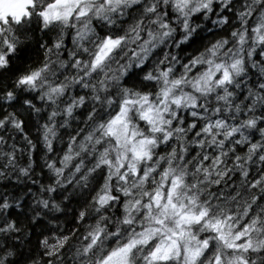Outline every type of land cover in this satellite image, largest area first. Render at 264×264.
Instances as JSON below:
<instances>
[{"label": "clouds", "instance_id": "1", "mask_svg": "<svg viewBox=\"0 0 264 264\" xmlns=\"http://www.w3.org/2000/svg\"><path fill=\"white\" fill-rule=\"evenodd\" d=\"M138 2L139 0H121L115 12H112L108 5H104L105 11L97 16L99 0H81L79 6L90 9L91 15L79 20L61 21L55 31L48 32L47 36L45 31L48 26L43 25L38 16L33 19L25 18V22L20 26V32L24 35L16 42L23 45V48L15 54L11 64L0 66V73H3V80L0 81V106L9 109L5 117L9 126L0 130L24 134L22 151L28 159L26 164H20L16 159V146L5 150V139L0 138L3 141L0 142V185L14 189L7 195L0 190V197L4 200V204L0 205V223L7 221L4 227L0 228V264H103L104 253L111 250L108 241L113 233L109 229L114 228L116 232H120L125 227V213L129 211L130 205H122L117 197L114 201L110 199L105 207H101L97 204V193L111 194L115 189L118 193L126 194L133 184L122 179L120 164L128 163L132 167L143 164L147 168L150 161L147 158L136 161L124 148L110 151L105 157L93 150L79 151L77 154L81 143L74 142H86L89 134L95 135L99 130L101 118L108 120L109 114L117 110L118 102L137 100L144 95L149 96L151 105L158 110L160 104L157 98L164 100V109L172 108L167 114L175 120L176 113L188 111L195 97V92L189 88L194 78L188 76L191 69L185 64L187 56L184 54L187 49L197 51L202 34L212 32L214 28L223 29L228 33L227 38L221 34L219 39H208L204 46L216 40H231V32L244 28L245 16L252 19L255 13L257 19L264 17V8H259V0H244L242 4L235 6V19L226 27L229 17H221L220 13L231 0H224L216 18H213L212 4L218 0H206L208 11L205 12L202 22L189 21L190 30L185 31L182 17H175V22H171L165 29L161 28L160 24L167 22L166 17L157 12L149 18L142 10L135 8ZM156 2L159 3V0ZM149 3H152V0H149ZM33 4L35 6L30 10L34 14L46 7L45 0H33ZM232 11L233 9H229V12ZM209 22L212 27H207ZM85 28L95 37L93 43L101 41L104 34L113 38L118 35L124 37L121 47L114 50L105 61L103 75H98V78L81 74L85 62L93 58L91 52L84 51L77 39L80 31ZM15 29V25H9L3 35L11 39ZM146 30H150L155 36L154 40L148 37L147 43L140 37L141 33L147 36ZM69 38L70 47L66 43ZM49 40L53 43L60 42L67 52L66 59L63 55L56 58L55 66L49 58ZM88 47L91 49L92 45ZM234 47L237 49L236 59L246 61V64L241 63L238 66L239 72L233 73V83L229 86L228 95L233 98L232 102L244 111V117L241 118L239 112L232 108L231 111L225 112L227 123L236 124L237 120L244 122L255 119L259 125L261 120H264V115H261L264 106H257L249 113L244 104L253 85L258 86L261 79L257 77L253 81L248 69L258 70L260 60H264V51L260 50L259 43L251 48L245 46L243 52L238 45ZM257 52H260V60L256 59ZM22 53L26 55V59L22 58ZM187 61L192 63L189 59ZM44 62L48 63L49 71L41 76L35 87L20 83L21 79ZM176 80H180V84H177ZM249 81L253 82L250 84ZM61 86L63 95L59 91L52 93L53 88ZM165 91H168L166 99ZM216 93L217 89L213 85V95ZM241 94H245L243 101L240 100ZM220 95L224 93L221 92ZM175 98L182 99L180 108L172 106ZM147 106L144 105L145 108ZM126 107V121L130 127L138 128V113L144 109L134 103L127 104ZM236 126L248 137L255 132L264 139V136L260 135L264 129L242 127L240 124ZM26 127L33 130L32 136L25 134ZM186 136L187 134L181 138L183 147L194 143V140L188 141ZM110 142L111 138H106V143ZM62 143L73 147L75 159L64 160L67 149L57 150V145ZM92 143L95 147L94 141ZM161 143L158 140L156 144L150 145L153 155L158 152ZM84 147H87L86 143ZM172 148L175 149L176 145L173 144ZM114 154L117 159H113L111 165H102L99 162L100 159H111ZM170 155L169 152L160 153L164 158ZM57 158L58 161H63L58 174L54 168L49 167ZM183 158L181 154L179 162L174 158L169 162L175 163L179 168ZM159 162L161 161L158 160ZM191 163L192 161H189V164ZM184 170L188 171V165H184ZM45 171L47 177L42 176ZM148 171L151 172V169ZM128 174L132 175L131 168L128 169ZM206 179L210 180L211 177ZM137 184L142 194L145 188L143 180ZM212 187L213 185L208 183L207 188L202 189L201 195H206ZM230 190L231 186L225 181L223 194L226 195ZM12 209L14 211L10 212ZM69 224L73 227L66 231ZM100 231L103 232V238L94 253V250L89 248V233ZM239 255L243 256L248 264H264V255L260 252H241Z\"/></svg>", "mask_w": 264, "mask_h": 264}, {"label": "snow or ice", "instance_id": "2", "mask_svg": "<svg viewBox=\"0 0 264 264\" xmlns=\"http://www.w3.org/2000/svg\"><path fill=\"white\" fill-rule=\"evenodd\" d=\"M80 2L81 0H45L46 7L34 14L30 10L35 6L33 0H0V66L11 64L15 54L21 52L23 45L16 41L24 35L20 32V26L25 18L33 19L38 16L42 24L48 26L45 31L47 36L48 32L55 31L61 21L79 20L91 15L90 9L79 6ZM223 2L224 0H218L212 4V14H216L217 9L220 10ZM243 2L244 0H231L224 7L220 16L229 17L226 26L231 24L233 16L236 15L235 6ZM120 3L121 0H99L97 16L105 11L104 5H108L115 12ZM135 8L142 10L149 18L157 12L163 14L167 22L160 24V27L165 29L170 26L173 15L182 17L185 31H189V21L196 22L202 18L208 11V3L206 0H159V3L156 0H152V3L149 0H139ZM259 8H264V0H259ZM229 9L233 11L229 12ZM245 19L246 24L241 31L230 33L231 40L213 41L204 46L198 55L189 58L192 63L185 62L191 69L188 76L194 78L189 88L195 92V97H206V100L193 97L188 111L176 113L175 120L167 114L172 108L165 110L164 100L159 98V110L151 105L148 95L137 100L121 101L118 102L117 110L109 114L108 120L101 118L95 135L89 134L86 142H74L81 143L77 154L79 151L93 150L105 157L110 151L124 148L134 160L147 158L150 161L147 168L143 164L138 167H132L128 163L120 164L122 179L133 184L126 194L118 193L115 189L111 194L97 193V204L101 207L117 197L122 205H130L129 211L125 213V227L120 232H116L114 228L109 229L113 233L108 241L111 250L104 253L103 264H248L239 253L260 252L264 255V175L250 180L248 170L250 164H264V139L252 142L236 126L240 124L242 127L264 129V120L259 125L255 119L244 122L237 120L236 124H228V117L225 115L232 108L240 116L244 115V111L228 95L229 86L233 83V73L239 72L238 66L241 63L246 64V61L236 59L237 49L234 45H238L243 52L245 46L251 48L259 43L260 50L264 51V17L257 19L253 13L252 19H247L246 16ZM9 25L16 26L11 39L3 35ZM146 31L147 36L141 33L140 37L147 43L148 37L154 40L155 36L150 30ZM77 39L84 51L91 52L93 57L85 62L81 74L98 78V75H103L105 61L114 50L121 47L124 37L118 35L113 38L104 34L101 41L93 43L95 37L85 28L80 31ZM49 45V58L55 66L56 58L64 56L66 50L60 42L53 43L49 40ZM88 45H92V48ZM244 54L247 55L246 52ZM256 57H260V52H257ZM250 69L252 68L248 69L249 72ZM48 71L49 65L44 62L21 79L20 83L35 87L41 76ZM251 74L261 79L258 86L253 85L248 102L244 104L249 113L257 106H264V60H260L258 70ZM2 80L3 73H0V81ZM175 82L180 84V80ZM213 85L217 89L215 95ZM51 91H59L63 95V86ZM221 92L224 95H220ZM167 95L168 91H165V99ZM132 103L144 109L138 113V128L130 127L125 119L128 112L126 105ZM181 104V98L172 101L174 108H180ZM144 105L148 106L145 108ZM8 126V122L0 118V129H7ZM185 134L188 141L194 140L187 147H183L181 139ZM260 135L264 136V131ZM106 138H111V142L106 143ZM158 140L162 143L158 152L153 155L150 145L156 144ZM0 142H3L2 139ZM84 143L87 144L86 148ZM173 144L176 145L175 149L172 148ZM230 144L248 146L246 155L234 156L231 168L228 167L229 153H234L236 149L228 147ZM66 148L64 160L75 159L73 147L67 145ZM193 149L199 150L195 156L192 155ZM225 149L230 150L224 151ZM162 152H169L171 155L164 158L160 156ZM181 154L184 158L177 168L175 163L169 161L174 158L179 162ZM113 159H117L115 154L111 159H100L99 162L102 165H111ZM158 160L161 162L158 163ZM189 161L192 163L189 164ZM62 165L63 161H56L49 167L54 168L58 174ZM184 165H188V171L184 170ZM129 168L132 171L131 176L128 174ZM188 172L192 174L189 175ZM236 172L241 177L240 183L226 195L223 194L225 181L229 183V177ZM207 177L211 179H206ZM140 180L145 184L142 194L137 184ZM208 183L213 187L206 195H201L202 189L207 188ZM255 193L258 195H254ZM3 204L4 200L0 197V205ZM6 223L7 221L0 223V228ZM89 238V248L95 253L98 250L96 246L102 241L103 232L89 233Z\"/></svg>", "mask_w": 264, "mask_h": 264}, {"label": "trees", "instance_id": "3", "mask_svg": "<svg viewBox=\"0 0 264 264\" xmlns=\"http://www.w3.org/2000/svg\"><path fill=\"white\" fill-rule=\"evenodd\" d=\"M235 11V10H234ZM217 12H219V9H217ZM229 15H232L231 13H229ZM213 18H216V14H213ZM235 19V16H233L232 20ZM203 21V17L200 18L198 21H196L197 23H200ZM172 22H175V15L172 16ZM232 22V21H231ZM237 27L239 25H236ZM207 27H212L211 23L209 22ZM227 27V26H226ZM223 34L225 36V38H227L228 33H225L223 29H213L212 32L206 33V34H202V40L198 43L197 45V51L193 52V50L191 48L187 49V52L184 54L187 56V59H189L190 57L194 56V55H198L200 51H203L204 49V44L208 41V39L210 38H215V39H219L220 35ZM66 43L68 44V46H71V41L70 38L68 41H66ZM64 57H67V52L64 53ZM22 58H27L25 54H22ZM187 59L185 60V62L187 61ZM256 59H260V57H256ZM41 60H43V56H41ZM257 70L256 69H250V74L251 73H255ZM253 76V81L256 79L255 75ZM253 81H249V83L251 84ZM244 95L245 94H241L240 96V100H244ZM248 101H245V103H247ZM9 109H6L4 106L0 107V118H4L7 116ZM244 115H241V118H243ZM189 121H191V117L188 118ZM237 123V121L235 122ZM195 131V130H193ZM25 134L32 136L33 130L30 127H26L25 128ZM0 135H2L5 139V143L3 145L5 150H11V147L13 145L16 146L17 149V155H16V159L20 164H26L27 163V155L22 151V149L24 148V143H23V136L24 134H17V133H13L7 130H0ZM190 136L192 135L191 133L189 134ZM249 139L252 142H259L261 140V137L258 134H252ZM67 144L66 143H62L57 145V150L60 151L61 148H63V150H66ZM228 147L230 148H235L236 151L234 153H229V162H228V167H232V159H234L235 155H240V156H244L247 153V149L248 146L247 145H234V144H230L228 145ZM198 149H193L192 151V155L195 156L196 153L198 152ZM33 159H35V155L33 156ZM59 158H57L58 161ZM255 159V158H254ZM59 166V165H58ZM0 167H2V165H0ZM249 179H255V178H259L261 175H264V164L261 163H253L249 165ZM47 172H43L42 176L43 177H47ZM241 177L239 175L238 172L233 173L231 176V180L229 181V185L231 186V188L235 187L236 185H238L240 183ZM12 182H9V184H11ZM32 187L35 188V186L33 185ZM0 190H3L4 194L7 195L8 192L14 191V189H10L8 187H4L3 185H0ZM10 212L14 211V209L9 210ZM14 219V217H11ZM73 225L69 224L66 227V231L69 228H72ZM35 234V233H34ZM31 239V237H30Z\"/></svg>", "mask_w": 264, "mask_h": 264}]
</instances>
